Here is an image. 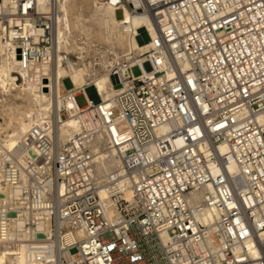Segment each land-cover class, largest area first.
Wrapping results in <instances>:
<instances>
[{
	"label": "built area",
	"instance_id": "built-area-1",
	"mask_svg": "<svg viewBox=\"0 0 264 264\" xmlns=\"http://www.w3.org/2000/svg\"><path fill=\"white\" fill-rule=\"evenodd\" d=\"M99 1L156 35L144 27L147 50L110 58L109 100L62 85L78 134L60 137L59 111L0 156V250L24 246L32 264H264V0ZM57 16L49 0H0L20 69L53 57ZM96 136L117 160L108 174L86 147Z\"/></svg>",
	"mask_w": 264,
	"mask_h": 264
},
{
	"label": "bare ground",
	"instance_id": "bare-ground-1",
	"mask_svg": "<svg viewBox=\"0 0 264 264\" xmlns=\"http://www.w3.org/2000/svg\"><path fill=\"white\" fill-rule=\"evenodd\" d=\"M47 1L37 0L41 10L46 11ZM49 2L53 3L58 11L53 57L50 60L32 63L24 70L20 69L19 61L14 54L5 51L6 43L2 41L3 28L0 25V116L7 118V121L4 120L5 127L0 124V156L4 154L8 157L10 153L16 152L20 142L32 127L40 126L52 116H57L59 111H65L66 114L65 119L61 115L58 118L60 137L66 140L78 134L80 125L72 111L74 105L68 100L61 99L63 81L69 79L75 89L83 87L89 104L105 102L121 88L106 74L110 58H117L124 53L138 54L147 50V43L139 44L140 29L147 28L153 38L156 35V29L148 18L125 11L123 20H118L109 3L99 0H49ZM87 3L90 5V12L85 14L83 7ZM76 33L82 36L81 42L75 40ZM92 35L103 45L99 50L95 48L93 57L87 61L85 46ZM41 79L47 82L45 86L41 87V84H44ZM89 89L92 90V95L89 94ZM12 102L13 105L10 104ZM86 147L94 149L98 154L97 160L93 162L97 164L95 170L98 173L108 174L116 166L117 160L112 157L102 136L90 138ZM217 151L224 154L225 144H220ZM226 170L230 174L235 172L232 162L228 163ZM130 196V190L127 189L126 199ZM8 197L9 194L0 184V204L7 201ZM207 212L210 216L211 210L208 209ZM208 216L203 217V221L208 222ZM0 264L32 262L26 259L22 246L10 253L0 250Z\"/></svg>",
	"mask_w": 264,
	"mask_h": 264
},
{
	"label": "rangeland",
	"instance_id": "rangeland-1",
	"mask_svg": "<svg viewBox=\"0 0 264 264\" xmlns=\"http://www.w3.org/2000/svg\"><path fill=\"white\" fill-rule=\"evenodd\" d=\"M88 8V9H87ZM83 9H84V12H85V14H88L89 12H90V5H88V3L86 4V5H84V7H83ZM89 11V12H88ZM88 12V13H87ZM115 17H116V19H120L121 17H122V13H121V11L120 10H118L116 13H115ZM139 34H140V36H141V38H142V40H143V42H146V41H148V35H147V33L145 32V30L142 28V29H140L139 30ZM79 36V37H78ZM81 35H78V33H76V35L74 34V38H76L75 40H77V42L79 41V42H81L82 40H81ZM92 37V38H91ZM90 37V41H89V43H88V45L87 46H85V50L87 51V52H85L86 54H85V56H86V58H87V61H89L92 57H93V53H94V49L96 48H98V50L102 47V43H100L97 39H96V37L94 36V38H93V35ZM99 42V43H98ZM98 45V46H97ZM89 46V47H88ZM91 51V52H90ZM88 53V54H87ZM73 58H74V55L72 56ZM143 67H144V69H145V71L146 72H150V67H149V65L147 64V63H144L143 64ZM132 73H133V75L134 76H137L138 74H139V71L135 68V69H133L132 70ZM63 86L65 87V88H69V87H71V83H70V81H69V79H66V80H64L63 81ZM89 94H91L92 95V90L91 89H89ZM76 102H77V104H78V106L79 107H83L86 103H85V101H84V98L82 97V96H78L77 98H76ZM10 104H12L13 105V102L12 103H10ZM7 121V118L6 117H3V116H0V124L1 125H3V127H5L4 126V122L5 121ZM2 122V123H1ZM7 130H9V129H5V131H7Z\"/></svg>",
	"mask_w": 264,
	"mask_h": 264
},
{
	"label": "water",
	"instance_id": "water-1",
	"mask_svg": "<svg viewBox=\"0 0 264 264\" xmlns=\"http://www.w3.org/2000/svg\"><path fill=\"white\" fill-rule=\"evenodd\" d=\"M17 59H19V57H17Z\"/></svg>",
	"mask_w": 264,
	"mask_h": 264
}]
</instances>
